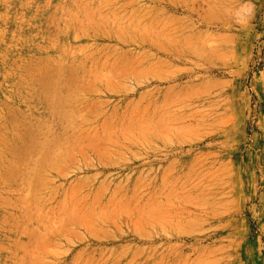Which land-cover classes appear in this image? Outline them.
Masks as SVG:
<instances>
[{
    "label": "rangeland",
    "instance_id": "374dc122",
    "mask_svg": "<svg viewBox=\"0 0 264 264\" xmlns=\"http://www.w3.org/2000/svg\"><path fill=\"white\" fill-rule=\"evenodd\" d=\"M0 264H264V0H0Z\"/></svg>",
    "mask_w": 264,
    "mask_h": 264
}]
</instances>
